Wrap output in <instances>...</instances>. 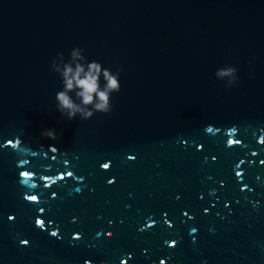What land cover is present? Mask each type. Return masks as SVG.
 <instances>
[{
    "label": "water",
    "instance_id": "water-1",
    "mask_svg": "<svg viewBox=\"0 0 264 264\" xmlns=\"http://www.w3.org/2000/svg\"><path fill=\"white\" fill-rule=\"evenodd\" d=\"M74 47L110 112L55 109ZM86 261L264 264V0H0V264Z\"/></svg>",
    "mask_w": 264,
    "mask_h": 264
},
{
    "label": "clouds",
    "instance_id": "clouds-1",
    "mask_svg": "<svg viewBox=\"0 0 264 264\" xmlns=\"http://www.w3.org/2000/svg\"><path fill=\"white\" fill-rule=\"evenodd\" d=\"M51 70L58 73L61 78L62 89L55 93V109L71 120L79 117L80 120L91 118L94 113H108L111 111V94L119 92V75L121 69L114 72L102 67L97 61H88L83 55V50L74 47L69 53V59L65 62L63 54L57 53L51 62ZM237 68L232 65L218 67L214 75L225 82V87L233 86L237 81ZM103 78V86L100 79ZM41 136L56 139L54 129L45 128ZM55 150V149H53ZM107 168L108 165L104 164ZM21 243H26L21 241ZM164 264L163 261H161ZM85 264H88L86 261Z\"/></svg>",
    "mask_w": 264,
    "mask_h": 264
},
{
    "label": "snow or ice",
    "instance_id": "snow-or-ice-1",
    "mask_svg": "<svg viewBox=\"0 0 264 264\" xmlns=\"http://www.w3.org/2000/svg\"><path fill=\"white\" fill-rule=\"evenodd\" d=\"M229 142L231 143L232 141H229ZM22 174H23V175H28L27 172L22 173ZM28 199H29V200H32V201H35L37 198H36L35 196H29ZM36 223H37V224H40L41 221H40V220H37ZM161 264H162V262H161Z\"/></svg>",
    "mask_w": 264,
    "mask_h": 264
}]
</instances>
